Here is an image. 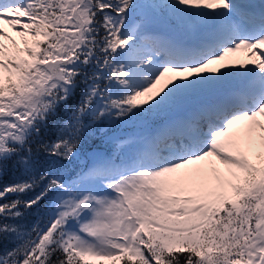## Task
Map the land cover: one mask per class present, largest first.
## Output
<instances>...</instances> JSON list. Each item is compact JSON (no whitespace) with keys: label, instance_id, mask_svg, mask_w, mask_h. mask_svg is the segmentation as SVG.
Segmentation results:
<instances>
[{"label":"snow or ice","instance_id":"obj_1","mask_svg":"<svg viewBox=\"0 0 264 264\" xmlns=\"http://www.w3.org/2000/svg\"><path fill=\"white\" fill-rule=\"evenodd\" d=\"M4 25L0 264H264V0H0ZM92 130L112 151L69 171Z\"/></svg>","mask_w":264,"mask_h":264},{"label":"trees","instance_id":"obj_2","mask_svg":"<svg viewBox=\"0 0 264 264\" xmlns=\"http://www.w3.org/2000/svg\"><path fill=\"white\" fill-rule=\"evenodd\" d=\"M78 99H79V90L77 91V94L73 97L72 101H70V106L74 105L78 101ZM67 116H68V113L64 109H62L59 115L57 116V118L51 121L48 127L44 130L43 139L46 141H51V140L56 139V136L58 134V127L60 124L64 122V120L67 119ZM121 129L122 128H120L119 130ZM102 141H103V137H102L101 132H99L98 130H92L90 135L86 137L80 149V158L77 160H74L72 164L68 165V170L69 171H72L73 169L79 170L80 167L88 163L85 155L83 154L84 151L96 148V149H101L103 151L110 153L112 151V146L107 145L103 143ZM38 159L40 160V163L43 164L46 158L42 154ZM18 175H19L18 172L13 174V172L9 171L7 175H5L2 179H0V184L11 183ZM39 219H41V217L33 213L31 216H28L27 219L23 221V223H25L26 226L31 227Z\"/></svg>","mask_w":264,"mask_h":264},{"label":"rangeland","instance_id":"obj_3","mask_svg":"<svg viewBox=\"0 0 264 264\" xmlns=\"http://www.w3.org/2000/svg\"><path fill=\"white\" fill-rule=\"evenodd\" d=\"M257 2H259V0H257ZM0 27H3L4 30L7 32V34L9 36H11L13 38V40H15L17 42L18 45L20 44L21 38L19 36H17L14 31H12L11 29H9L6 25L0 26ZM3 43L6 44V45H8L9 48H11V45L9 44L8 41H4ZM248 57H249L248 52L242 50V51L236 53L235 56L231 57L230 58V61H232V62H245L248 59ZM226 62H229V61H226ZM213 67L214 68H220V65H216V66H213ZM220 70H226V69L220 68ZM119 129L118 128L117 129H111V131L109 132V135H115V136H118V137H125L131 131V129L125 128V127H122L121 130H119Z\"/></svg>","mask_w":264,"mask_h":264},{"label":"water","instance_id":"obj_4","mask_svg":"<svg viewBox=\"0 0 264 264\" xmlns=\"http://www.w3.org/2000/svg\"><path fill=\"white\" fill-rule=\"evenodd\" d=\"M93 155H94V152H93V151H89V152L87 153V156H88L89 159H90Z\"/></svg>","mask_w":264,"mask_h":264}]
</instances>
